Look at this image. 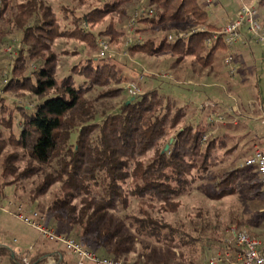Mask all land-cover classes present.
<instances>
[{"label": "trees", "instance_id": "1", "mask_svg": "<svg viewBox=\"0 0 264 264\" xmlns=\"http://www.w3.org/2000/svg\"><path fill=\"white\" fill-rule=\"evenodd\" d=\"M71 1L80 4L89 1L93 8L79 15L73 8L62 7L68 13L65 18L72 14L67 26L62 27L49 0H22L16 4L12 0H0V42H8L14 32L22 35L3 91L17 96L30 93L39 100L33 106L18 105L3 122L10 134L0 140V152L6 146L13 151L3 161L2 190L34 175H44L33 197L35 200L60 183V194L49 207L52 216L48 220L54 224L66 222L63 230L68 225H78L77 235L82 240L79 242L101 250L103 255L127 251L130 236L125 233L123 223L116 222L110 212L127 209L134 198L138 215L133 216L131 228L135 236L154 240L168 250L166 254L148 255L145 261L131 264H181L174 249L189 247L187 238L181 236L184 232L160 221L155 213L179 212L184 205L183 197L190 193L193 185L203 179L210 167L220 163L215 154L225 145L224 136H212L205 143L203 138L214 123L187 120V107H179L159 89L138 94L130 102L127 99L118 108L101 110L98 102L123 94L122 84L126 77L112 58L94 54L99 36L111 37V41L118 39L113 26L103 31H95L94 27L113 13L123 12V7L135 0ZM149 2L155 15L141 21L150 27L178 24L206 30L176 42L165 37L157 40L150 35L141 42L135 41L129 49L131 54L172 53L177 56V62L193 56L205 67L219 55L227 54L228 47L222 37L208 44L211 32L217 29L211 22L209 10L200 0ZM263 5L264 0H260L258 7ZM259 18L264 23L260 11ZM243 35H248L245 30ZM62 37L86 45L82 62L72 68L74 74L87 80L85 86H76L74 74L61 80L57 78L60 54L54 44ZM30 64H35L36 69L31 70ZM4 70L0 65V81ZM94 88L101 90L91 98L89 94ZM5 100L0 95V101L4 103ZM16 118L20 123L18 134L13 131ZM75 132L78 133L72 141ZM21 161L25 163L22 170L19 169ZM10 177L13 179L9 180ZM240 178L245 179L248 190L260 187L256 196L264 193L256 167L246 166L224 172L213 185L216 194L212 198L235 195L241 186ZM253 178L258 181L250 183ZM249 197L254 199L255 196ZM256 208L252 206L247 217L235 223L249 228L259 226L264 214L257 217ZM251 215H256L257 220H251ZM46 224L49 226L48 222ZM216 239L214 237L213 241ZM220 249L223 253L226 251L224 244H220ZM233 250L236 251L235 246ZM43 252L32 258L31 263L45 255ZM0 257H8L13 264H26L23 254L5 245H0ZM179 257L186 260L183 251ZM185 264H197V260L193 258Z\"/></svg>", "mask_w": 264, "mask_h": 264}, {"label": "rangeland", "instance_id": "2", "mask_svg": "<svg viewBox=\"0 0 264 264\" xmlns=\"http://www.w3.org/2000/svg\"><path fill=\"white\" fill-rule=\"evenodd\" d=\"M22 0H12L14 4ZM92 1V0H91ZM110 0H103L108 2ZM206 5H208L207 0ZM249 4L258 7L260 0H246ZM54 7L61 21V26H67V22L72 19V14L65 18V13L62 7L75 9L77 14L91 10L92 4L89 1L84 4L75 3L71 0H49ZM203 5L204 0H200ZM226 11L221 18L215 19L218 30L224 28V19L239 12L240 3L238 0H227ZM123 12H115L108 16L106 21L96 25L95 31H103L110 25L113 26L117 40L111 41V37L99 36L109 41L111 53L106 58H112L117 64L119 72L126 77V81L122 84L124 88L123 94L117 98L105 99L98 102L100 109L118 108L125 100L130 99L127 90L128 84L141 74H144L145 79L140 84L139 94L152 89H159L161 93L166 94L172 100H175L177 105L187 107L188 118L193 123L210 122L214 123L211 126L208 135L203 138L206 143L212 136H224L225 145L221 147L215 154V157L220 161L215 166L210 167L198 183L194 184L190 193L183 197L184 205L178 213L169 214L157 212L155 216L162 222L171 224L180 229L184 233L181 235L188 241L189 247L184 250L179 248L174 249L181 264L187 263L190 259H196L197 264H204L211 254L223 252L220 249V244L227 235V230L233 226L244 228L254 236L264 242V219L259 226L247 227L238 225L235 221L240 218H246L247 211L256 206L259 212L258 216L264 214V193L256 194L261 191L260 187L254 190H248L245 179L240 178V189L235 195L225 196L221 199H213L212 195L216 194L213 185L220 180V176L227 171H231L236 167H242L244 162L252 155L256 148H264V50L258 43L252 39L256 54L254 56V75L257 85L255 86L244 78L250 74L249 64H252L250 58H246L243 54L236 52V47L232 52L236 58L237 64H243V69L238 70L235 75H231L227 66L224 64L225 56L219 55L212 64H210V72L214 73V78L209 86L203 85L202 71L207 67L203 66L195 57H185L181 62H177V56L172 53L163 54H131L129 49L134 41H143L147 36H154L156 39L163 37L168 39V36L176 31L190 32L197 27L190 29L178 24H165L161 26L150 27L141 19L152 17L155 15V9L150 5L149 0H135L123 7ZM207 8V7H206ZM264 19V5L258 7ZM227 12V13H226ZM210 13V10H209ZM136 14L138 16L136 17ZM211 14V13H210ZM135 20V28L132 29L131 24ZM212 20V18H211ZM217 20V21H216ZM138 28L141 31H137ZM200 28V27H199ZM248 34V33H247ZM249 35V34H248ZM21 33L14 32L9 36L8 42H0V65L5 68L3 78L0 81V95L6 98L4 103L0 101V140L9 136L10 131L5 128L3 122L9 118L10 111H14L18 105L29 104L35 105L39 102L36 96L30 93H25L23 96H17L13 93H5L3 91L5 85L8 84V70L12 69L14 60L18 54L21 41ZM132 38V41L130 42ZM246 36H242L245 40ZM247 40V39H246ZM251 41V40H250ZM242 42V41H240ZM13 46V52H8L9 46ZM85 44L69 38H59L54 44V49L60 55L58 57V72L57 78L61 80L65 76L74 74L72 68L74 65L82 62V58L86 53ZM238 48V47H237ZM128 55H125V51ZM98 55V49L94 52ZM182 64L183 67H180ZM31 70L36 69L35 64H30ZM186 75V76H185ZM76 86H85L86 79L82 76L74 74ZM7 79V83H5ZM1 84L3 87H1ZM208 89L209 92H206ZM101 88H94L89 97L95 98ZM4 107V108H3ZM16 114L18 112L16 111ZM19 115V114H18ZM262 116V117H261ZM209 119V120H208ZM20 123L18 118L13 124V131L18 134ZM78 132L73 135L72 141L75 139ZM12 148L6 146L0 152V243L11 247H20L24 254L31 257L29 260L25 258L26 264H33L32 257L38 249L45 245L46 251L36 260V264H50V258L54 255H60L61 251L55 252L57 246H62L54 241L48 240L40 235V233L31 225L22 221L17 214L23 213L25 216H32L33 212H38L44 219L45 223L57 229L62 230L59 234L72 237L78 241L82 240L77 235L78 225H68L66 228L63 224L51 219L52 214L49 212V207L55 199L59 197L60 183L54 184L50 190L43 196L35 198V193L44 180V175H34L33 177L21 180L18 183L7 186L2 190L4 178L1 175L3 170V161L7 154L12 152ZM19 169L22 170L25 163H19ZM10 177L9 180H12ZM258 181L257 178L250 180L251 182ZM249 196H255L250 199ZM114 215L116 222L121 221L126 227L125 233L130 236L129 242L126 244L127 251L119 255L102 254L101 250H95L92 246H85L99 253L102 256H109L115 259L124 260L126 262H143L148 255L166 254L168 247L161 246L158 242L138 238L134 234V229L131 228L133 216L138 215V207L136 199H132L130 206L119 212H110ZM252 216V215H251ZM256 215L251 217L253 221L257 220ZM49 219V220H48ZM129 228V230L127 229ZM217 238L213 241V238ZM91 238V237H90ZM0 244V245H1ZM94 244V243H93ZM63 247V246H62ZM110 248H113L110 246ZM182 251L185 254L186 260L180 258ZM43 252V253H44ZM53 252V253H52ZM68 254V252L66 251ZM69 256V254H68ZM68 264H75L74 259L69 256ZM72 260V261H71ZM2 260L0 264H2ZM35 264V263H34Z\"/></svg>", "mask_w": 264, "mask_h": 264}, {"label": "built area", "instance_id": "3", "mask_svg": "<svg viewBox=\"0 0 264 264\" xmlns=\"http://www.w3.org/2000/svg\"><path fill=\"white\" fill-rule=\"evenodd\" d=\"M214 1L207 0L208 6H212ZM238 1L240 9L236 18L228 21L223 29L212 31L211 37L208 39V44H213L221 37L224 40L228 47L224 64L229 68L231 75H234L237 71L232 50L242 40L244 30L264 49V23L259 18L258 8L255 5L249 4L246 0ZM137 16L138 14H136ZM131 26L132 29L135 28V20ZM205 30V28H196L190 32L176 31L168 36V40L170 42L187 40L193 33ZM97 46L100 58H106L111 53L109 41L100 38L97 41ZM7 51L12 53L13 46L10 45ZM124 54L128 55V51L126 50ZM144 79V74H141L129 82L127 90L129 97H136L139 94L140 84ZM5 83H7V79H5ZM246 166L256 167L262 190L264 191V148H256L242 167ZM17 216L25 223L34 227L42 237L61 244L74 259L75 264H130L124 260L102 256L90 248L83 246L77 239L59 234L53 227H49L44 222L43 217L38 212H33L31 217L25 216L23 213H19ZM223 244L226 251L223 254L220 252L211 254L204 264H264V242L256 236L251 235L244 228L233 226L227 230ZM233 246L236 247V251L233 250ZM49 258L51 259L50 264H68L67 261L61 260L62 257L60 255H54Z\"/></svg>", "mask_w": 264, "mask_h": 264}, {"label": "crops", "instance_id": "4", "mask_svg": "<svg viewBox=\"0 0 264 264\" xmlns=\"http://www.w3.org/2000/svg\"><path fill=\"white\" fill-rule=\"evenodd\" d=\"M225 1H227V0H215L214 2H213V4H212V6H208V5H206V1L204 0V3H203V5L205 6V7H207V9L208 10H210V17L212 18V20H211V22L216 26V22H214L215 21V19H217V18H221V17H223V15H224V13H225V11H226V8H227V3L225 2ZM262 12V10L260 9V13ZM227 13V12H226ZM237 14H238V11L234 14V15H232V16H230V17H226V19H224V25H226V23L228 22V21H230V20H233L234 18H236V16H237ZM261 14H263V12L261 13ZM217 21V20H216ZM216 29H217V26H216ZM218 30V29H217ZM248 37H249V35H247L246 36V39L245 40H241L242 42H239L238 44H236V52L238 53V54H244L245 55V57L248 59V58H252L251 59V61H253L252 62V64H249L250 66H249V68H250V74L247 76V75H245L244 76V78H246L248 81L250 80V82H252V84H254L255 86L257 85V81H256V77H255V75H254V72H255V67H254V56H255V54H256V48H254V43H252V40L250 41V40H248ZM254 40V39H253ZM258 45H260L259 43H258ZM261 46V45H260ZM238 47V48H237ZM262 47V46H261ZM263 48V47H262ZM264 50V49H263ZM235 65L237 66V71L240 69V70H242L243 69V64H237V61H236V58H235ZM179 66L180 67H183L182 66V64H179ZM210 66H207V68L206 69H204L203 71H202V84L203 85H205V86H209L210 85V82H212L211 80H212V78H214V73H212V72H210V68H209ZM228 68V67H227ZM228 70H229V68H228ZM237 71H236V73H237ZM229 73H230V71H229ZM235 73V74H236ZM234 74V75H235ZM186 76V75H185ZM206 90V92H209V90L208 89H205ZM1 244V243H0ZM2 245V244H1ZM15 252H17L18 254H23V256H25V258H27L28 260L31 258V257H28V255H26V254H24L23 253V251H22V248H20V247H11ZM46 248H47V246L45 247V245H43L42 246V248L41 249H38L36 252H35V254L32 256V257H35V256H38L41 252H43V251H46ZM62 250H64L65 251V249L62 247V246H57V248H55V252H57V251H62ZM53 253V252H52ZM61 254L63 255V256H61L62 257V259L61 260H63V261H68L69 259H70V257L69 256H71L69 253V256H68V254L65 252V253H62L61 252ZM72 258V257H71ZM3 261L2 262V264H13L10 260H9V258L8 257H0V261ZM39 260V259H38ZM72 261V260H71ZM38 262V261H37ZM37 262H35V264L37 263ZM68 262H70V261H68ZM34 264V263H33Z\"/></svg>", "mask_w": 264, "mask_h": 264}, {"label": "water", "instance_id": "5", "mask_svg": "<svg viewBox=\"0 0 264 264\" xmlns=\"http://www.w3.org/2000/svg\"><path fill=\"white\" fill-rule=\"evenodd\" d=\"M134 98L135 97L130 98L129 102L132 101V100H134ZM173 141H174V138L171 139V143H173ZM168 148H169V145L166 147V149H168Z\"/></svg>", "mask_w": 264, "mask_h": 264}]
</instances>
